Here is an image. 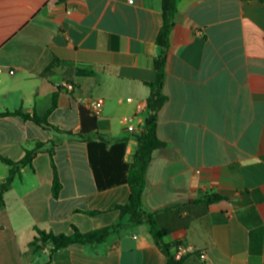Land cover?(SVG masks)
<instances>
[{
  "label": "crops",
  "instance_id": "obj_1",
  "mask_svg": "<svg viewBox=\"0 0 264 264\" xmlns=\"http://www.w3.org/2000/svg\"><path fill=\"white\" fill-rule=\"evenodd\" d=\"M176 7L167 101L157 117L164 146L149 161L142 209L167 231L166 243L192 244L210 264H264V4L177 0ZM162 24L161 0H0V113L47 115L60 129L0 116V158L18 162L37 143L54 141L61 184L54 197L47 150L21 170L0 210V264H166L149 224L130 223L116 209L127 203L129 186L98 189L80 136L85 108L107 149L127 141L123 161H132ZM65 81L75 84L74 98L59 88ZM9 171L0 160V185ZM207 195L221 199L195 202ZM72 226L116 228L102 243L53 254L50 245L31 246L37 229L70 235ZM183 264L200 260L188 255Z\"/></svg>",
  "mask_w": 264,
  "mask_h": 264
},
{
  "label": "trees",
  "instance_id": "obj_2",
  "mask_svg": "<svg viewBox=\"0 0 264 264\" xmlns=\"http://www.w3.org/2000/svg\"><path fill=\"white\" fill-rule=\"evenodd\" d=\"M64 2L65 0H56ZM264 4V0H258ZM177 0H161V11L163 17L162 27L157 35L155 44L158 48V53L154 58V69L156 70L155 81L147 83L150 89V94L147 100V109L145 112V120L142 129L136 135V148L133 153L132 161L125 163L123 157L125 154L127 141L116 142L110 145L104 135L95 133L97 128L96 117L85 108H81V117L83 120V130L80 135L88 144L90 163L94 172L95 180L99 190H105L119 184H127L130 189V196L126 204L118 205L117 210L123 215L129 216L130 223L142 224L148 223L150 231L157 247L166 257V264H183V260L177 261L174 258V249L180 242L166 243L164 241L167 231L158 227L154 215L148 214L142 209V196L145 187V176L149 161L152 158L153 152L164 146V143L157 136V117L158 112L167 101V97L163 92L164 80L166 75V63L168 51L171 42V32L175 26V16L177 13ZM56 104H53V107ZM17 115L24 119H30L36 124L50 128L55 131H60L56 126L51 125L47 120V115L38 116L30 115L22 110L15 112L0 113V116ZM89 116V130L86 132L84 127V119ZM45 143H37L31 150H26L24 157L14 162L7 158H0L2 162L10 167L9 174L5 181L0 185V210L4 207V198L9 190L12 182L21 176V170L25 167L32 168L33 160L38 153L47 150L51 156V162L54 168V178L52 192L53 196L57 197L61 188L55 166L53 164V151L55 142L52 141L50 148H46ZM115 158V160H114ZM116 160L118 167L115 166ZM221 199L218 196L207 195L197 203L210 204ZM99 212L89 211L87 214L95 215ZM116 228V226L104 227L93 230L87 233H82L77 227L72 226L73 233L70 235L59 234L55 235L52 232H46L37 229L39 238L32 243L33 249H40L45 245H50L51 254L59 252L74 244H98L106 240L108 235ZM42 241V246L38 244Z\"/></svg>",
  "mask_w": 264,
  "mask_h": 264
},
{
  "label": "built area",
  "instance_id": "obj_3",
  "mask_svg": "<svg viewBox=\"0 0 264 264\" xmlns=\"http://www.w3.org/2000/svg\"><path fill=\"white\" fill-rule=\"evenodd\" d=\"M2 71V68H0V72ZM10 74L13 73V71L9 72ZM70 98H74L76 86L73 82L65 81L62 82L59 86ZM103 106V100L99 99L94 105H91V111L94 113V115H99L101 113V109ZM127 120L122 119L121 123L126 124ZM130 129H132V123H129L128 126ZM188 255H197L200 264H210L209 258L207 256V253L205 251H199L197 250L192 244L188 243H180L178 244L174 249V258L177 261L183 260Z\"/></svg>",
  "mask_w": 264,
  "mask_h": 264
},
{
  "label": "water",
  "instance_id": "obj_4",
  "mask_svg": "<svg viewBox=\"0 0 264 264\" xmlns=\"http://www.w3.org/2000/svg\"><path fill=\"white\" fill-rule=\"evenodd\" d=\"M43 244V242L42 241H39V245H42Z\"/></svg>",
  "mask_w": 264,
  "mask_h": 264
}]
</instances>
